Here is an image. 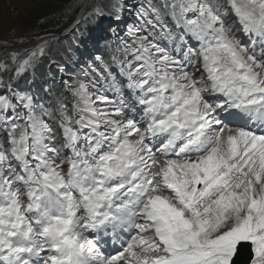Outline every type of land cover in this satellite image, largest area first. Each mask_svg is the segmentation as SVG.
I'll use <instances>...</instances> for the list:
<instances>
[{"label":"snow or ice","instance_id":"1","mask_svg":"<svg viewBox=\"0 0 264 264\" xmlns=\"http://www.w3.org/2000/svg\"><path fill=\"white\" fill-rule=\"evenodd\" d=\"M136 16L55 105L0 77V264H264V0Z\"/></svg>","mask_w":264,"mask_h":264},{"label":"trees","instance_id":"2","mask_svg":"<svg viewBox=\"0 0 264 264\" xmlns=\"http://www.w3.org/2000/svg\"><path fill=\"white\" fill-rule=\"evenodd\" d=\"M69 1L70 0H40V4L37 5L32 14V22L27 29L29 31L38 29L41 35L43 33L45 35L48 32L61 34L64 31L69 30L73 26L75 20L80 16L81 11H84L85 6H88L90 0H75L74 3H69ZM109 3V0H101L99 4L104 6L105 10L108 11L106 5L108 6ZM119 6L122 9L121 3H119ZM57 12H59V18L56 17ZM114 14L115 11L113 12V15H109V17H114ZM52 15L56 18L53 19ZM101 18L102 17L97 19L96 25L92 28L88 29L87 26L85 29L87 31V36L89 37L87 38L89 44L86 42V45L82 38L74 39L73 35L71 39L68 37L69 35L55 39L49 43L47 55L42 56L32 70H27L16 77H14V73L12 72L10 78L14 81V88L17 86L23 88L32 78L37 77V81L41 85V90L37 91V93L42 92L45 96L48 94L43 91L45 89L44 82L45 79L50 77L53 80V91L60 90L59 88L62 86V83L57 77V67L54 68L52 66L53 63L56 65L62 63V66L60 67L64 70H69V72H67V77L71 74L78 76L80 74L79 64L83 61L81 58L90 49L88 45H93L97 41L96 36L101 33L99 28H103L106 31L105 22H107V20H102ZM117 34H119V30L117 31ZM83 52L85 53L83 54ZM63 60L64 62H62ZM51 92L52 90L49 93Z\"/></svg>","mask_w":264,"mask_h":264},{"label":"rangeland","instance_id":"3","mask_svg":"<svg viewBox=\"0 0 264 264\" xmlns=\"http://www.w3.org/2000/svg\"><path fill=\"white\" fill-rule=\"evenodd\" d=\"M74 1L75 0H70L69 3L70 2L74 3ZM82 1H86V0H82ZM109 2L110 3L108 6L106 5V8L109 12L112 13L116 11V9L113 8V5L117 3L118 4L121 3L122 11L125 13V15L124 14L121 15V18L119 20H121L122 22H120L119 27H123L126 34L127 26L138 22L136 11L140 6V4L143 3V0H109ZM39 4H40V0H0V54L2 53L5 56H8L18 47V45L20 46V45L36 44L42 38L57 35L54 32L52 33L48 32L45 35L43 33L41 35L38 29H34L31 31L27 29V27L32 22V14L34 13L37 5ZM86 7L87 6H85V8ZM124 9L126 11H124ZM58 16H59V12L56 13V17ZM56 17H53L52 15L53 19ZM96 22L97 19L93 20L91 18H85V19L83 18L80 24H78L75 27H72L70 30L64 31L66 34H64L63 36L60 34L62 36L61 38L69 35L68 37L71 39L73 35L74 39L82 38V40L87 45V43L89 44L88 39L80 33L82 31H86L85 29L87 28V26L88 29L92 28L94 25H96ZM78 34H80L79 37L77 36ZM35 48H37V46L31 50H34ZM9 50L11 51L7 53ZM84 53L85 52H83V54ZM94 53L95 52H93V55L89 54L88 56H86V58L80 64V67L83 68L82 76L85 74L87 80H89V78L91 77L92 72H95L93 68L89 67V62H91V59L94 58L95 55H97ZM64 60L62 62H64ZM60 66H62V63L56 65V67L58 68ZM65 71L69 72L68 69H65ZM3 80L8 82V79L6 78H3ZM66 81H68L67 75L63 79L64 86H66L65 84ZM3 88L4 87L0 86V89ZM41 98L42 97H40V99Z\"/></svg>","mask_w":264,"mask_h":264},{"label":"bare ground","instance_id":"4","mask_svg":"<svg viewBox=\"0 0 264 264\" xmlns=\"http://www.w3.org/2000/svg\"><path fill=\"white\" fill-rule=\"evenodd\" d=\"M122 34H123V33H121L120 30H119V34H117V35L121 37ZM10 51H11V50H9L7 53H9ZM61 69H62V68L59 67V71L62 72L61 74H62L63 76H66V75H67V74H66L67 72H66L65 70H63V69L61 70ZM69 76H70V75H69ZM47 94H48V95H51L52 92H51V94H50L49 92H47ZM40 97H42V96H39L38 99H40Z\"/></svg>","mask_w":264,"mask_h":264},{"label":"water","instance_id":"5","mask_svg":"<svg viewBox=\"0 0 264 264\" xmlns=\"http://www.w3.org/2000/svg\"><path fill=\"white\" fill-rule=\"evenodd\" d=\"M93 3H95V0L93 1Z\"/></svg>","mask_w":264,"mask_h":264}]
</instances>
